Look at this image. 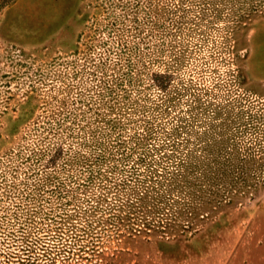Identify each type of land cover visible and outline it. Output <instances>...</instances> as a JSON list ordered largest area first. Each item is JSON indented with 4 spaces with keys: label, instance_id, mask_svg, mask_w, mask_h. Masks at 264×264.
Listing matches in <instances>:
<instances>
[{
    "label": "rangeland",
    "instance_id": "rangeland-1",
    "mask_svg": "<svg viewBox=\"0 0 264 264\" xmlns=\"http://www.w3.org/2000/svg\"><path fill=\"white\" fill-rule=\"evenodd\" d=\"M0 264H264V0H0Z\"/></svg>",
    "mask_w": 264,
    "mask_h": 264
},
{
    "label": "trees",
    "instance_id": "trees-1",
    "mask_svg": "<svg viewBox=\"0 0 264 264\" xmlns=\"http://www.w3.org/2000/svg\"><path fill=\"white\" fill-rule=\"evenodd\" d=\"M161 86V85H160ZM103 89H105L104 90V94L103 95H106L105 93H108V88H107V86H105V88H103ZM99 96H100V94H99ZM102 102H105L104 101V99H102ZM145 111V110H144ZM102 124H104L103 122H101ZM105 125V129H107L108 128V126H106L107 124H104ZM112 126H114V127H112V128H115V130H116V132L119 130V128H121V123L120 122H118L117 123V121H114V124L112 123ZM110 130V129H109ZM106 131V130H105ZM176 131H178L177 130V128L175 127V128H173V132H176ZM177 133V132H176ZM120 134H122V132H119V135ZM152 134H153V132L152 131H147L146 133H145V136H144V138H143V143L141 142H138L137 144L139 145V147H145V148H140V149H143V152L140 154V156L137 158L139 161H141V162H143V155L145 154V150L144 149H146V152H147V148H146V146L148 145H146V143L147 142H145L149 137H151L152 136ZM201 140V139H200ZM87 139H85V140H83V145H86V143H87ZM124 142H119L118 143V145H120V146H122V144H123ZM208 145V144H207ZM126 146V145H125ZM125 146H123V147H125ZM208 146H213V144L212 143H210V145H208ZM139 149V148H138ZM209 149L211 150V148L209 147ZM92 151V150H91ZM126 152H124L125 154H126V156H128V154H131V152H130V150H125ZM206 152L207 151H209V150H205ZM228 153H227V158H228V161L229 160H231L230 158V155H231V151H232V147L230 148H228ZM172 152H174V151H172ZM172 152H170V153H172ZM102 154H100V155H97L95 158H92V161L91 160H89L92 164H98L99 162H101L100 161V158H101V156L103 155L104 156V153L103 152H101ZM167 153V152H166ZM87 154H90V152H88ZM169 155H171V154H169ZM168 155V156H169ZM102 156V157H103ZM127 158H129V157H127ZM166 158H167V155H166ZM242 161L240 160V163H241ZM181 163V162H180ZM179 164V163H178ZM91 166V165H90ZM179 166V165H178ZM91 168V167H90ZM239 169H237V168H235V170L237 169V170H239V171H235V170H231V169H228V170H224L221 174H222V177L226 180V182H228V183H231V184H234V183H236L237 181H238V179L240 180V181H242V179H243V181H245L244 183L247 185V183H248V181L250 180V179H254L253 177H249V176H247L245 173H246V170H245V168L243 167V166H240V167H238ZM88 170H90V169H88ZM235 173H237V175L235 176ZM186 175H188V174H186V173H183L182 175H181V178H183V177H185V178H187V176ZM243 175V176H242ZM54 176V175H53ZM53 176H50L51 178H53ZM170 177H169V179H170V181H172L173 183V185L174 184H176L177 183V181H178V178L177 177H175V176H173V175H169ZM203 177L202 178H204V180H206V181H209L210 180V176H208V174L207 173H204V175H202ZM255 180V179H254ZM44 181L41 179V181H39V183H38V185H43L44 183H43ZM232 195V194H231ZM231 195H230V197H231ZM98 197V200L96 201L97 203L96 204H93V206H92V212H93V215H95L96 217H100V219H106V224H108L107 222H109V224H111V227H120V226H123L124 224L126 225V224H128V222H126V220H130V218H131V216L134 214L132 211V206H133V204H131V202H130V200H124L123 199V201H121L120 203H114L113 204V202L112 203H108L106 206H104L103 205V202L102 201H104L105 200V198H102L103 196H97ZM101 197V198H100ZM145 199H146V196H145V194L143 193V194H141V196H139L138 197V202H142V203H145ZM205 208V207H204ZM190 211V213L191 214H194L195 213V209L193 208L192 209V207H191V210H189ZM104 213V214H103ZM203 216H202V218H205L206 217V213L205 214H202ZM95 219V218H94ZM99 219V220H100ZM191 219H192V217H191ZM94 221V220H93ZM192 221V220H191ZM105 222H103V223H105ZM99 223H101V221H99ZM188 224H191V227H190V229H194L195 228V224H193V223H188ZM129 225V224H128ZM74 226V225H73ZM87 225L86 226H84V230H87ZM168 232L170 231V230H167ZM172 232V231H171Z\"/></svg>",
    "mask_w": 264,
    "mask_h": 264
}]
</instances>
